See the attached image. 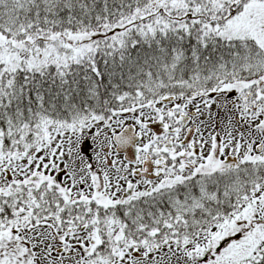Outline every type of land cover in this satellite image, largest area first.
I'll return each instance as SVG.
<instances>
[{
    "label": "snow or ice",
    "instance_id": "obj_1",
    "mask_svg": "<svg viewBox=\"0 0 264 264\" xmlns=\"http://www.w3.org/2000/svg\"><path fill=\"white\" fill-rule=\"evenodd\" d=\"M0 264H264V0H0Z\"/></svg>",
    "mask_w": 264,
    "mask_h": 264
}]
</instances>
